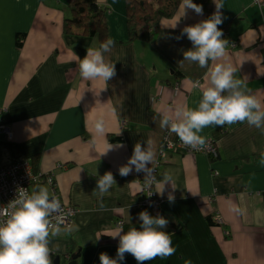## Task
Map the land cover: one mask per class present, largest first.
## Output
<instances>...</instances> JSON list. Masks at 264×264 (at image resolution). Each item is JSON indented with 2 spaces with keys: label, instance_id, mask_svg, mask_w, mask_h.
I'll return each mask as SVG.
<instances>
[{
  "label": "crops",
  "instance_id": "0c3cea01",
  "mask_svg": "<svg viewBox=\"0 0 264 264\" xmlns=\"http://www.w3.org/2000/svg\"><path fill=\"white\" fill-rule=\"evenodd\" d=\"M98 2L111 5L109 35L122 42L105 54L116 68L107 84L80 77L77 57L83 59L87 48L99 43L64 34L59 0H0V107L7 110L13 133L12 141L0 139V170L38 157V186L79 211L73 231L50 237L52 264H71L74 257L76 264H100L101 253L115 258L119 239L109 236L120 228H139L138 214L145 210L138 204L147 192H139L137 185L145 174L133 170L121 177L118 170L134 145L139 141L146 147L149 139L157 179L170 174L176 188L172 204L167 200L171 185L163 197L154 192L164 200L161 216L169 223L163 230L176 252L145 264H264V166L259 164L264 135L258 129L246 122L204 128L200 135L214 142L217 159L177 151L158 164L163 135L169 132L160 127L161 116L178 106L195 109L202 93L191 90L188 80L204 82L206 72L196 64L178 65L192 45L186 36L176 37L184 27L208 19L215 5L203 15L189 10L175 29L170 28L175 16L164 20L148 44L128 41L125 0ZM223 2L222 25L228 42L236 44L226 48L234 76L244 80L247 94L264 103V0ZM19 35H24L21 47ZM101 116L106 132L96 136L93 123ZM108 142L123 147L102 155ZM105 172L113 174L116 185L101 198L94 190ZM48 175L54 177L53 186L46 182ZM233 206L243 215L230 211ZM209 217L217 225H210ZM120 264L137 261L125 254Z\"/></svg>",
  "mask_w": 264,
  "mask_h": 264
},
{
  "label": "clouds",
  "instance_id": "9594fccd",
  "mask_svg": "<svg viewBox=\"0 0 264 264\" xmlns=\"http://www.w3.org/2000/svg\"><path fill=\"white\" fill-rule=\"evenodd\" d=\"M212 3L215 11L208 19L184 27L181 36L176 37L179 40L186 36L192 45L190 49L183 51V60L178 65L182 67L187 62L206 69L204 82L200 79L188 80L191 90H200L202 93L198 106L195 109L178 106L172 114H163L160 118L162 129L175 134L183 146L199 151L207 147V138L200 133L210 126L223 127L246 122L264 135V103L255 95L247 94L244 80L235 78L236 69L228 61L226 52L229 42L222 38L223 31L218 27L224 20L221 11L224 2L212 0ZM189 10L203 15L202 5L193 0H180L174 17L175 23L170 28L175 29ZM114 47L115 41L107 38L98 47L87 48L83 59L77 57L80 77L88 81H103L105 84L113 79L116 76L115 64L106 62L105 54ZM93 128L96 136H104L106 122L103 116L94 121ZM152 143L149 139L143 143L146 144L144 147L138 141L127 163L119 168V175L126 177L133 170L144 173L143 183H138L137 190L141 193L147 191L149 197L153 192L163 197L165 186L171 185L173 191L168 192L167 200L172 204L175 202L176 189L173 187V178L165 173L157 179L155 168L152 167L156 160ZM121 147L123 145L108 142L102 155ZM259 164L264 166V152L260 153ZM113 185H116L113 174L105 172L97 179L94 192L102 198ZM153 187L156 191L152 190ZM103 207L101 204V208ZM230 211L243 215V209L238 207L233 206ZM67 215L61 201L50 195L47 187L37 186L31 192L22 187L17 188L15 198L6 206H0V264H52L50 237L73 231ZM138 220L141 222L139 228L133 227L127 232L120 228L109 236L119 239L116 257L111 258L107 253H101L100 264H120L124 261L125 254H130L137 264L175 254L171 235L163 230L169 223L166 218L159 214L152 216L145 210L138 214ZM186 264H191V261Z\"/></svg>",
  "mask_w": 264,
  "mask_h": 264
},
{
  "label": "trees",
  "instance_id": "16d2710c",
  "mask_svg": "<svg viewBox=\"0 0 264 264\" xmlns=\"http://www.w3.org/2000/svg\"><path fill=\"white\" fill-rule=\"evenodd\" d=\"M126 22L128 29V41H140L151 43L155 40L157 32L164 20L175 16L180 0H125ZM62 10L65 11L64 34L78 37L96 39L100 44L109 35L108 13L109 7L102 5L98 0H59ZM194 3L203 6V13L212 11V0H193ZM223 31V38L227 40V33L223 25L218 26ZM24 35L18 36V47L22 45ZM115 44H122L115 39ZM230 43V42H229ZM234 44V43H233ZM7 112L3 119L7 120ZM122 138H112L114 142H120ZM179 138H177V141ZM38 157L32 160L34 172ZM35 186L30 188L32 191ZM210 225H217L211 218H207ZM177 230L180 226H176Z\"/></svg>",
  "mask_w": 264,
  "mask_h": 264
},
{
  "label": "built area",
  "instance_id": "2783aa9c",
  "mask_svg": "<svg viewBox=\"0 0 264 264\" xmlns=\"http://www.w3.org/2000/svg\"><path fill=\"white\" fill-rule=\"evenodd\" d=\"M228 47H236V44L228 43ZM5 112H7L5 108H0V139L2 136L13 138V133L9 128L7 121L3 119V114ZM177 151L188 152L189 154L204 153L211 155L213 158L216 159L219 157L217 147L214 145V142L212 140H207V147L205 150L203 151L192 150L190 148L183 146L180 140L178 141L171 140L170 134L167 133V136L163 137L162 139V143L159 150L160 154L158 158L159 160L158 164L162 161L164 157ZM155 174L158 177V172L156 170H155ZM40 182H41L40 175L35 174L33 167L27 161H21L12 165L11 167H8L6 169H1L0 170V206H6L12 199L15 198L17 188L22 187L27 189L29 192H31L30 188L33 185L34 186L40 185ZM46 182L49 183L51 186H53L55 184L53 175H48ZM53 195L59 199L56 193H54ZM147 195L146 198L142 200L140 204H138L139 209L148 210L154 215L157 214L161 215L162 213L161 208L163 206L164 200L158 199L154 194V192L150 197ZM61 204L64 208L65 213L68 214L67 215L68 222L72 224L75 216L78 213V209L72 205L64 204L63 202H61ZM119 224L120 226L123 225V223H119ZM51 259H52V255H51Z\"/></svg>",
  "mask_w": 264,
  "mask_h": 264
},
{
  "label": "rangeland",
  "instance_id": "374dc122",
  "mask_svg": "<svg viewBox=\"0 0 264 264\" xmlns=\"http://www.w3.org/2000/svg\"><path fill=\"white\" fill-rule=\"evenodd\" d=\"M144 43H146V42H144ZM149 44V43H148ZM178 90V89H177ZM1 108V107H0ZM9 126V125H8ZM9 128L11 129V127L9 126ZM11 131H12V129H11ZM1 138H4L6 141H12V139L13 138H10V137H7V136H2ZM170 139L171 140H173V141H177V139H173V137H170ZM189 154V153H188ZM27 162H29V164L33 167V165H32V163L30 162V161H27ZM33 170H34V167H33ZM35 174H37L36 172H35ZM147 194V193H146ZM60 199V198H59ZM79 212V211H78Z\"/></svg>",
  "mask_w": 264,
  "mask_h": 264
},
{
  "label": "bare ground",
  "instance_id": "6f19581e",
  "mask_svg": "<svg viewBox=\"0 0 264 264\" xmlns=\"http://www.w3.org/2000/svg\"><path fill=\"white\" fill-rule=\"evenodd\" d=\"M167 133H169V132L166 131L165 134L163 135V137L167 136ZM161 143H162V141H161ZM160 146H161V144H160ZM159 150H160V148H159ZM185 153L188 154V152H185ZM159 154H160V152H158V156H159Z\"/></svg>",
  "mask_w": 264,
  "mask_h": 264
},
{
  "label": "water",
  "instance_id": "95a60500",
  "mask_svg": "<svg viewBox=\"0 0 264 264\" xmlns=\"http://www.w3.org/2000/svg\"><path fill=\"white\" fill-rule=\"evenodd\" d=\"M72 259H73V262L71 264H76V263H74V261L76 260V257H74ZM57 261H58V258H57Z\"/></svg>",
  "mask_w": 264,
  "mask_h": 264
}]
</instances>
